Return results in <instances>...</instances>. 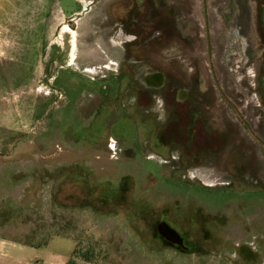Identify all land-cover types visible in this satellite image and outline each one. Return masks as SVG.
<instances>
[{
	"label": "rangeland",
	"instance_id": "rangeland-1",
	"mask_svg": "<svg viewBox=\"0 0 264 264\" xmlns=\"http://www.w3.org/2000/svg\"><path fill=\"white\" fill-rule=\"evenodd\" d=\"M63 3L73 11L70 0ZM251 7L242 15L254 23ZM61 18L57 1L0 0V241L40 244L68 237L78 256L92 264H264L260 32L252 25L247 31L237 28L244 44L235 55L231 52L223 86L247 126L235 110L228 111L261 160L250 164L245 152L242 166L230 149L225 176L215 166L187 169L183 161L189 153L207 145L202 142L196 149L189 144L179 160L173 126L162 122L167 118L162 107L152 114L133 107L126 116L118 108L100 109L102 98L84 99L95 75L105 73H55L57 80H47L50 42L61 51L69 36L65 27L56 35ZM261 22L264 34V5ZM70 43V61L84 48L99 50L75 36ZM258 138L263 145L254 144ZM222 175L235 184L207 188L203 183H222ZM162 222L194 251L159 236Z\"/></svg>",
	"mask_w": 264,
	"mask_h": 264
},
{
	"label": "flooded vegetation",
	"instance_id": "flooded-vegetation-1",
	"mask_svg": "<svg viewBox=\"0 0 264 264\" xmlns=\"http://www.w3.org/2000/svg\"><path fill=\"white\" fill-rule=\"evenodd\" d=\"M55 1L62 17L56 35L65 27L69 36L61 51L54 48V41L50 42L44 71L47 80H57L60 76L55 73H105L95 75L97 78L92 79L93 85L84 98H90L88 101L102 98L100 109L118 108L131 116L133 107L151 114L162 107L167 113L162 122L173 126L172 141L179 146V160H183L182 150L189 144L196 149L202 142L207 145L205 150L189 153L190 159L183 161L187 169L213 170L215 166V170L222 168L221 173L228 176L230 149L236 154L234 161L242 166L246 164L241 163L245 152L250 156V164L254 158L261 160L255 145L247 146L238 121L228 111L239 110L228 98L223 81L229 77L231 52L235 55L239 45L244 44L236 32L239 26L245 31L254 26L256 33L260 32L258 41L264 46L261 22L264 0H70L72 12L64 8L65 0H45ZM251 5L254 23L249 22V15H242ZM79 31L86 34L79 35ZM83 35L79 39L99 46V50L84 48L80 56L70 61L71 37L79 41L78 36ZM67 94L72 98L71 91ZM57 103L54 101L52 105ZM220 110L226 112L219 119L215 116ZM214 117L220 120L223 131L214 124ZM241 120L247 126L242 117ZM250 128L249 132L257 137L254 128ZM261 143L258 138L254 144ZM225 176L222 183H203L207 188L224 187ZM159 226L158 235L165 241L184 251H194L180 234L181 243L168 240L160 234Z\"/></svg>",
	"mask_w": 264,
	"mask_h": 264
},
{
	"label": "crops",
	"instance_id": "crops-1",
	"mask_svg": "<svg viewBox=\"0 0 264 264\" xmlns=\"http://www.w3.org/2000/svg\"><path fill=\"white\" fill-rule=\"evenodd\" d=\"M230 179L227 178L225 186L235 184L236 181ZM75 247L76 243L68 237H56L39 248L2 240L0 264H92L76 256Z\"/></svg>",
	"mask_w": 264,
	"mask_h": 264
},
{
	"label": "water",
	"instance_id": "water-1",
	"mask_svg": "<svg viewBox=\"0 0 264 264\" xmlns=\"http://www.w3.org/2000/svg\"><path fill=\"white\" fill-rule=\"evenodd\" d=\"M159 232L160 234L164 235L168 240L174 242V243H181V238L179 233L171 228L168 224L164 223L159 226Z\"/></svg>",
	"mask_w": 264,
	"mask_h": 264
},
{
	"label": "trees",
	"instance_id": "trees-1",
	"mask_svg": "<svg viewBox=\"0 0 264 264\" xmlns=\"http://www.w3.org/2000/svg\"><path fill=\"white\" fill-rule=\"evenodd\" d=\"M58 237H60V236H58ZM21 243H23V242H21ZM48 243H49V242H44V243H40V244H35L34 242H28V243H23V244H26V245H29V246H32V247H37V248H39V247H42V246H44V245H46V244H48ZM74 253H75L76 256L79 255V252H78L77 248H75ZM78 257H79V256H78ZM79 258H81V259H83V260H85V261H87V262H91V259L88 258V257H86L85 255H84V256L81 255Z\"/></svg>",
	"mask_w": 264,
	"mask_h": 264
}]
</instances>
